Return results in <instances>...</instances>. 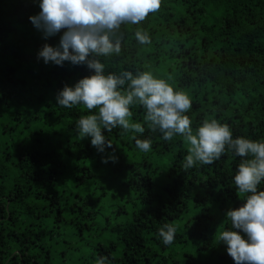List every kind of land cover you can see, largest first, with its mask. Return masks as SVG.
<instances>
[{
    "label": "trees",
    "instance_id": "trees-1",
    "mask_svg": "<svg viewBox=\"0 0 264 264\" xmlns=\"http://www.w3.org/2000/svg\"><path fill=\"white\" fill-rule=\"evenodd\" d=\"M39 11L38 0H0V264H235L216 237L245 199L233 179L242 158L226 149L183 169L185 139L151 131L139 105L130 121L143 134L102 129L112 143L103 152L80 139L87 110L57 95L91 70L38 59L62 35L44 38L29 20ZM141 29L150 45L136 41ZM117 35L120 54L99 57L105 74L150 71L189 95L194 132L216 119L233 138L264 142V0H161ZM165 224L177 226L170 245Z\"/></svg>",
    "mask_w": 264,
    "mask_h": 264
},
{
    "label": "clouds",
    "instance_id": "clouds-1",
    "mask_svg": "<svg viewBox=\"0 0 264 264\" xmlns=\"http://www.w3.org/2000/svg\"><path fill=\"white\" fill-rule=\"evenodd\" d=\"M38 3L40 11L29 17L33 26L45 39L62 33L57 46L43 45L38 59L58 66L67 61L91 70V75L79 79L74 86L65 85L57 95L58 105L66 108L82 105L87 110L88 114L77 122L80 139L90 138L91 145L103 152L112 143L102 129L111 132L120 127L143 134L142 124L130 121L131 106L139 105L145 110L144 120L151 131L162 133L165 141L177 135L185 139L189 147L183 169L197 163L211 164L226 149L241 157L233 179L245 199L238 208L226 211L232 227L221 231L216 239L227 246L235 264H264V190H258L264 180V142L242 136L233 138L230 127L216 119L204 120L194 132L192 121L185 114L192 107L186 92L174 89L168 80L157 78L150 71L105 74V64L99 59L119 55L122 38L117 33L121 25L140 24L160 9L161 0H38ZM134 35L141 45L152 43L147 31L137 30ZM133 138L140 151L151 149L150 139ZM176 231L173 224L159 229L165 245L172 244ZM106 261L107 257L101 256L96 264Z\"/></svg>",
    "mask_w": 264,
    "mask_h": 264
}]
</instances>
